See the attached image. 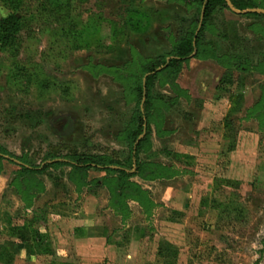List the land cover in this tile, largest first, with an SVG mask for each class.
<instances>
[{"label":"rangeland","instance_id":"obj_1","mask_svg":"<svg viewBox=\"0 0 264 264\" xmlns=\"http://www.w3.org/2000/svg\"><path fill=\"white\" fill-rule=\"evenodd\" d=\"M0 12L24 22L18 56L0 48V247L20 248H0L5 264H264L263 17L217 9L202 35L216 60L158 73L140 160L168 178L130 179L149 192L142 208L117 173L66 157L124 164L142 68L198 26V3L0 0Z\"/></svg>","mask_w":264,"mask_h":264},{"label":"trees","instance_id":"obj_2","mask_svg":"<svg viewBox=\"0 0 264 264\" xmlns=\"http://www.w3.org/2000/svg\"><path fill=\"white\" fill-rule=\"evenodd\" d=\"M193 3H198L200 7V18L198 19V26L196 25L186 36L178 40L172 52L169 55L160 58H152L146 60L142 68V79L141 82L136 87V93L140 101L143 102L142 106L135 113L133 125L126 129V141L131 148L130 156L125 160L124 164H121L118 170L112 169L113 160L109 156H99L95 158L86 157L80 154L72 153L67 155L66 158L71 160L70 165L74 170L79 172H84L90 169L114 172L117 173V181L119 182L118 188H135V196H129V199L140 204L142 208L146 206L147 196L149 197V192L143 189L140 185L130 182V179L135 175H141L145 180H153L157 178L164 177L163 175L156 174L154 177L147 178L143 175V168L149 166L147 162H142L140 160V155L145 144L149 143L151 134L150 118L154 115V102L152 97L153 86L157 75L160 71L168 70L172 73H178L182 70L185 64H188L191 59L199 60H216L214 56H202L203 53L209 49L208 45H205L202 41L203 33L207 28L208 22L213 18L215 12L219 8H227L228 4L226 0H191ZM233 7L240 11H245L247 9H254L258 6L255 3L247 2L244 0H231ZM60 3V2H59ZM60 5V4H58ZM57 5V7H59ZM253 15L263 17L264 14L252 13ZM23 19L16 14L9 16H4L0 12V48L13 58H16L20 52L21 48V31L23 28ZM198 31V33H197ZM241 70H245V66H241ZM228 71H230L228 69ZM21 75H26L22 69L18 72V78ZM26 76H22L26 77ZM226 75L220 80V83L224 80ZM17 78V79H18ZM31 83V79H29ZM43 87V83L40 84ZM177 88L182 89L180 86ZM170 105V104H169ZM264 125V123H262ZM1 153H5L2 148H0ZM2 156L0 155V159ZM61 164V163H60ZM136 166L138 169L135 173H132V167ZM25 171H32L36 173L41 172V168H23ZM168 178V177H164ZM108 179V178H107ZM106 179V180H107ZM104 180L105 186L109 184V180ZM118 192V191H117ZM116 192V193H117ZM119 193L113 194V198L116 199ZM120 204V203H119ZM122 208L128 211V204L121 202ZM125 210H121L123 213ZM126 211V212H127ZM76 238L87 237V231L85 228L75 229ZM41 237V236H40Z\"/></svg>","mask_w":264,"mask_h":264},{"label":"crops","instance_id":"obj_3","mask_svg":"<svg viewBox=\"0 0 264 264\" xmlns=\"http://www.w3.org/2000/svg\"><path fill=\"white\" fill-rule=\"evenodd\" d=\"M200 61H203V63L204 62H208V61H210V60H200ZM76 225V228H85L86 229V231H87V237H89L90 236V233H91V228L92 227H89V226H84V225H82V224H75ZM86 225H88V224H86ZM75 228V229H76ZM73 232H75V230L73 231ZM75 234V233H74ZM87 237H85V238H87ZM11 247L13 248V249H11ZM4 252H6L7 253V257H9L8 255L9 254H14V252L16 251V249L19 251L20 250V248L18 249V248H16V246L13 244V245H11L10 244V241H8V243H6V244H4L2 247H0ZM12 257L14 258L15 256L14 255H12ZM12 259H10V260H8L7 261V264H12V261H11ZM0 262L2 263V264H5V262L0 258Z\"/></svg>","mask_w":264,"mask_h":264},{"label":"water","instance_id":"obj_4","mask_svg":"<svg viewBox=\"0 0 264 264\" xmlns=\"http://www.w3.org/2000/svg\"><path fill=\"white\" fill-rule=\"evenodd\" d=\"M228 2V5L234 10L235 13L237 14H246V13H262L264 14V9H257V8H254V9H248V10H245V11H240L238 9H235L233 7V4L231 2V0H226Z\"/></svg>","mask_w":264,"mask_h":264}]
</instances>
